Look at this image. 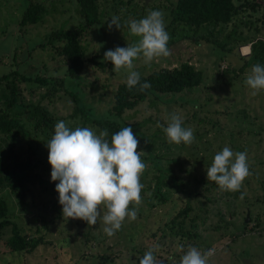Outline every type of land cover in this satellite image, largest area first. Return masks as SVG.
I'll return each instance as SVG.
<instances>
[{
	"label": "rangeland",
	"instance_id": "rangeland-1",
	"mask_svg": "<svg viewBox=\"0 0 264 264\" xmlns=\"http://www.w3.org/2000/svg\"><path fill=\"white\" fill-rule=\"evenodd\" d=\"M27 1L0 0V75L18 71L10 78L17 87V98L39 103L51 111L56 123L64 121L72 130L89 127L98 135L101 130L91 117L112 115L114 86L127 77L123 69L112 71L114 66L104 60V53L138 41L130 35V19L140 20L159 10L164 13V23L171 22L168 10L174 0H97V21L80 34L86 60L74 76H63L66 63L57 52L59 42L47 41V34L52 29L83 23L76 0H36L47 12L36 23L20 25L18 20ZM235 1L242 2L241 7L228 22L210 27V33L205 27L196 32L180 29L183 36L178 39V29L171 24L166 29L172 39L168 41L170 56L156 58L150 65H145L143 58L133 61L135 71L147 73L188 60L201 69L202 80L189 90L152 92L121 116H114L119 124L124 122V127L132 128L139 141L137 151L144 152L141 159L147 165L140 178L142 202L137 218H125L114 236L105 234L102 219L91 226L80 219L63 217L61 205L59 217L50 218L52 212L43 204L51 203L58 195V181L51 180L48 129L41 124L34 128L21 113L27 135L0 131V149L8 151L11 146V152H19L23 160L27 150L32 151L41 161L33 169L45 179L29 184L21 196L0 184L10 218L16 223L21 220L28 236L40 237L29 251L9 250L5 240L11 227L1 229L0 264H139L150 248H156L154 255L159 264H180L190 246L202 253L213 250L208 264H264V90L252 95L253 90L245 84L256 61L251 42L264 40V9L263 0L254 3L253 8L250 4L256 0ZM113 17L119 18V29L115 25L109 28ZM21 74L30 78L63 76L69 82L67 89L74 91L77 99L58 88L51 96L46 95L45 85L25 80ZM6 99L9 91L1 80L0 108L11 113L13 104L8 106ZM75 106L88 111L91 117L80 111L72 113ZM173 112L182 118L183 127L193 130L191 145L168 143L163 129ZM226 146L233 152L247 153L250 175L238 192H221L215 182L207 180L206 170L215 154ZM44 163H48V169L42 167ZM175 176L190 189L186 198L191 208L185 220L196 216V225L189 228L199 233V239L181 237L170 221L173 208L185 200ZM129 207L131 210L134 205ZM41 215L46 221L40 219Z\"/></svg>",
	"mask_w": 264,
	"mask_h": 264
},
{
	"label": "clouds",
	"instance_id": "clouds-1",
	"mask_svg": "<svg viewBox=\"0 0 264 264\" xmlns=\"http://www.w3.org/2000/svg\"><path fill=\"white\" fill-rule=\"evenodd\" d=\"M127 24L130 35L138 37V41L106 51L104 60L113 64L112 71L119 73L123 69L127 72L128 90L139 86V91L143 92L151 84L140 82V74L134 70L133 61L143 58L144 64L150 65L156 58L170 56V36L165 30L164 13L159 10L151 11L140 20L130 19ZM113 25L120 28L118 17L111 19L109 28ZM245 84L253 90L252 95L264 90V66L254 65L246 76ZM182 124L178 114H170L168 126L163 129L169 144L193 143V130ZM107 136V129L97 135L89 127L72 130L64 121H59L46 146L51 180L58 181L55 190L63 217L80 219L91 226L102 219L105 234L112 237L121 229L125 218H137L142 202L140 178L147 165L141 159L144 152L137 151L139 141L131 127L120 129L110 142ZM206 172L207 180L215 182L221 192H238L250 175L247 153L233 152L226 146L215 154ZM130 205H134L131 210ZM155 251L156 248H150L140 258L139 264H159ZM212 255L213 250L202 253L190 246L181 257L180 264H208Z\"/></svg>",
	"mask_w": 264,
	"mask_h": 264
},
{
	"label": "trees",
	"instance_id": "trees-1",
	"mask_svg": "<svg viewBox=\"0 0 264 264\" xmlns=\"http://www.w3.org/2000/svg\"><path fill=\"white\" fill-rule=\"evenodd\" d=\"M78 4V12L83 18V23L73 28L59 27L52 29L47 34V41L54 43L59 42L57 52L60 54L61 59L65 61L64 74L68 76H74L79 72L84 64L86 58L82 55V45L80 42L81 31L91 23L97 21L98 15V1L97 0H76ZM259 0L252 2L250 5L253 8V4H257ZM259 4V3H258ZM242 5V2H236L235 0H174L169 5L168 14L170 21L165 24V30L173 24L174 30L178 29L180 39L183 34L182 30L197 31L200 27H205L206 30L211 32L210 27L217 24L228 22L233 14L236 13ZM262 8L264 9V0L262 2ZM47 12L46 7L40 1L32 0L27 1L22 10L18 20L20 25L36 23L40 21L43 15ZM173 21V22H172ZM187 33V32H185ZM193 34H195L193 32ZM196 35V34H195ZM172 40V39H170ZM169 40V41H170ZM251 50L256 61L253 62V66L260 64L264 66V40L262 38H256L251 42ZM18 73L16 70H9L0 75V82L4 80L9 91V99H6V104L12 105L13 110L11 113L7 108H0V131L8 133L13 131L19 133L22 136L28 134V130L25 125V120L20 117L21 113H24V117L31 121L35 128L38 124H41L51 132V138L55 132L56 119L52 115L51 111L42 107L37 102L25 101L18 96L17 87L11 83L10 78L13 74ZM141 83H150L151 87L143 92L139 91V86L128 90L126 85V78L119 81L113 89L112 103L110 106L112 115L108 117H91L88 111L79 106H75L72 113L80 111L83 115L89 114V117L94 120L101 131L107 129L108 136L106 137L109 142L111 137L122 129L125 125L119 124L114 116H121V114L130 108H133L141 100L148 97L152 92H168L176 93L182 90L191 89L197 86L202 80V71L188 60L180 61L178 64L172 67H159L152 69L147 73H139ZM45 77L35 76L30 78L21 74V77L25 80L37 82L46 86V95L51 96L55 90L62 89L66 95H70L73 99H77L76 93L67 89L69 82L64 81V77ZM154 94V93H152ZM18 103V105H17ZM17 106V107H16ZM50 138V139H51ZM12 151V147H8V151L0 149V184L7 185L12 191L19 196L23 194V191L29 189V184L34 183L36 180L45 182V179L41 176L38 170H34L33 167L38 166L41 161L38 157L33 156V152L27 150L28 155L25 160L19 157V152ZM44 169H48V163L42 165ZM45 171V170H43ZM177 182L181 184L179 190L184 193V204L180 203L176 208H173L170 221L176 225V233H179L181 237H194L199 239L198 232H191L189 227H193L195 224L196 216H190L185 220L188 210L191 208L188 199L190 189L184 188L183 181L175 176ZM211 183H214L211 181ZM205 189V188H204ZM237 194V193H235ZM160 196V195H159ZM161 201L164 202V194H161ZM21 203V202H20ZM54 218L59 217L61 213V206L59 204L58 195L55 199L48 204ZM6 199L0 195V231L4 227L10 225L11 232L5 240V244L9 250H26L33 249L40 237L28 236L23 231V225L21 220L18 223L13 221L9 216V208ZM44 215H41L40 219H44ZM33 218H36L35 216ZM50 219V220H51ZM37 230L38 227L35 226ZM197 244V241H196ZM196 246V245H195ZM172 264V263H169Z\"/></svg>",
	"mask_w": 264,
	"mask_h": 264
},
{
	"label": "water",
	"instance_id": "water-1",
	"mask_svg": "<svg viewBox=\"0 0 264 264\" xmlns=\"http://www.w3.org/2000/svg\"><path fill=\"white\" fill-rule=\"evenodd\" d=\"M248 219V213L246 212L245 221ZM205 252V251H204Z\"/></svg>",
	"mask_w": 264,
	"mask_h": 264
}]
</instances>
